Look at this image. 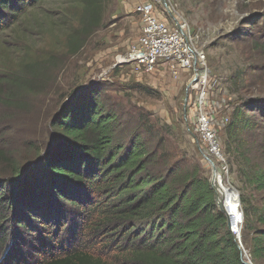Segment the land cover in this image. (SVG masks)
Wrapping results in <instances>:
<instances>
[{
	"label": "trees",
	"instance_id": "trees-1",
	"mask_svg": "<svg viewBox=\"0 0 264 264\" xmlns=\"http://www.w3.org/2000/svg\"><path fill=\"white\" fill-rule=\"evenodd\" d=\"M44 1L0 0V35ZM70 2L78 10L76 27L65 34L73 55L102 25L109 0ZM49 51L25 62L27 77L3 72L0 84L38 89L55 59ZM100 92L90 88L63 104L52 120L59 149L45 152L27 173L7 160L12 178L0 180V264H245L200 159L173 153L145 118L131 125ZM229 115L225 150L242 162L243 183L263 193L260 205L240 199L241 239L252 264H263L264 131L255 162L245 132L264 130V96L244 99ZM32 150L39 156L38 147Z\"/></svg>",
	"mask_w": 264,
	"mask_h": 264
},
{
	"label": "rangeland",
	"instance_id": "rangeland-1",
	"mask_svg": "<svg viewBox=\"0 0 264 264\" xmlns=\"http://www.w3.org/2000/svg\"><path fill=\"white\" fill-rule=\"evenodd\" d=\"M141 1L109 0L102 25L73 55H68L65 45L66 32L77 25V16L72 13L78 14V10L70 0H45L0 35V76L5 72L27 77L25 62L41 58L49 50L55 58L39 80V88L31 93L0 84V180L12 178L7 160L17 163L25 173L45 152L59 149L53 117L63 104L77 100L90 88L101 91L100 99L128 118L131 125L147 119L166 137L173 153L199 158L211 180V168L202 158L201 140L193 131L195 95L188 89L189 73L181 72L174 78L162 69L145 73L117 63L139 35L140 15L134 8ZM149 1L156 2L160 10L166 2L169 14L187 21L192 37L196 35L206 58L209 106L220 118L230 117L244 99L264 96V49L259 46L264 44V0ZM66 9L71 16L66 15ZM247 114L253 117V112ZM254 122L261 124L258 118ZM223 131L224 127L218 134L228 171L223 175L218 172L219 184L231 192L226 203L240 218L235 227L243 235L240 199L250 197L254 205H260L263 193L251 190L240 179L237 170L242 162L234 161L226 152ZM263 131L258 127L245 132L251 162L261 160L255 146ZM35 146L40 149L37 157L32 150ZM240 243L251 262L250 247L242 239ZM41 256L38 253L36 258Z\"/></svg>",
	"mask_w": 264,
	"mask_h": 264
},
{
	"label": "built area",
	"instance_id": "built-area-1",
	"mask_svg": "<svg viewBox=\"0 0 264 264\" xmlns=\"http://www.w3.org/2000/svg\"><path fill=\"white\" fill-rule=\"evenodd\" d=\"M161 8L160 10L156 2L149 0L137 3L134 11L140 15L139 35L128 52L119 56L117 63L129 64L136 71L145 73H153L157 69H162L174 78L181 72L189 73L188 89L195 95L192 105L193 131L201 140L203 160L209 166V161H212L216 172L226 174L228 165L222 153L218 133L229 118L226 116L220 118L218 113H214L209 106L206 94L209 79L205 54L198 45L196 35L192 37L188 22L178 15H170L166 3ZM241 218L243 220L242 212ZM231 229L241 246V230L232 226ZM242 250L249 259L247 251L244 248Z\"/></svg>",
	"mask_w": 264,
	"mask_h": 264
},
{
	"label": "water",
	"instance_id": "water-1",
	"mask_svg": "<svg viewBox=\"0 0 264 264\" xmlns=\"http://www.w3.org/2000/svg\"><path fill=\"white\" fill-rule=\"evenodd\" d=\"M164 3H166V2H164ZM209 164H210L211 172H212V178L210 180V185H211L212 190L215 193L216 206H217V208L219 210H221L222 212H224L226 214V216L228 218V222H227L228 229L232 230L231 229V223H230L229 214L227 213V210H225V208H224V203H225L224 196L220 193V191H219V189H218V187L216 186V183H215V179H217L218 172H216V167H215V165L213 164L212 161H209ZM241 258H242V261L245 264H252L249 261V259H247V254L244 251L242 252Z\"/></svg>",
	"mask_w": 264,
	"mask_h": 264
},
{
	"label": "bare ground",
	"instance_id": "bare-ground-1",
	"mask_svg": "<svg viewBox=\"0 0 264 264\" xmlns=\"http://www.w3.org/2000/svg\"><path fill=\"white\" fill-rule=\"evenodd\" d=\"M218 176H217V179H215V183H216V186L218 187L220 193L224 196V199H225L224 208H225V210H227V213L229 214L231 226L233 228H235V225H236L237 221L240 220V218L238 217V215L236 217V213L229 209V205L226 203V199L231 195V192L222 188V186L219 184V177ZM231 220H232V222H231Z\"/></svg>",
	"mask_w": 264,
	"mask_h": 264
}]
</instances>
